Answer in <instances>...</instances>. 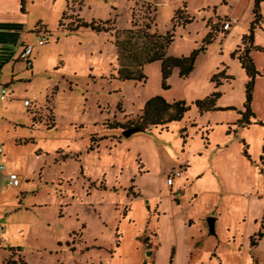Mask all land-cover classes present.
<instances>
[{
  "label": "rangeland",
  "instance_id": "rangeland-1",
  "mask_svg": "<svg viewBox=\"0 0 264 264\" xmlns=\"http://www.w3.org/2000/svg\"><path fill=\"white\" fill-rule=\"evenodd\" d=\"M0 4L14 26L0 30V48L13 51L0 68V138L27 139L4 144L0 157L21 177L0 220V264H264V0L252 30L258 49L249 50L259 73L249 124L240 121L246 77L233 51L254 19L253 0ZM77 17L107 21L108 31H65ZM131 20L170 31L167 56L203 46L193 70L178 77L172 68L165 88L158 61L143 66L144 81L116 79L112 33ZM23 45L32 46L31 69L16 59ZM212 92L215 109L198 112L193 101ZM154 95L183 100L188 111L128 136L121 132L132 127L105 128L134 119ZM175 170L181 176L168 187Z\"/></svg>",
  "mask_w": 264,
  "mask_h": 264
},
{
  "label": "trees",
  "instance_id": "trees-1",
  "mask_svg": "<svg viewBox=\"0 0 264 264\" xmlns=\"http://www.w3.org/2000/svg\"><path fill=\"white\" fill-rule=\"evenodd\" d=\"M263 0H253L252 14L253 21L250 23L247 34L241 38L242 48L239 45L233 51V56L237 59L240 68L246 77L244 84L245 100L243 103L244 112L242 113L241 122L249 124L250 112V94L253 86L254 77L259 74L256 70L251 58L249 57L250 49H258L252 45V30L256 21L259 19V3ZM178 10L175 12L177 13ZM63 13L61 14V16ZM189 22L185 19L184 23ZM104 22L83 21L77 17L74 24L70 22L65 27V31L74 32L79 28H89L95 32H107L108 28L104 26ZM112 44L115 49V78L118 80L144 81L143 66L145 64L158 61L160 63V74L162 79V87L165 88L164 81L169 76L172 68L177 69L178 77H185L193 70L194 59L198 51L203 50V46L194 48L187 56L172 57L167 56L166 51L173 39L170 31L163 34L155 31H149V23L144 22L138 24L131 20L130 26L121 30H113ZM212 39L211 30L207 32L203 43H209ZM245 43L247 45H245ZM13 51L7 48H0V68L12 60ZM218 98L217 92H212L208 96L193 101L198 112L212 111L215 109V101ZM188 111V105L183 100L166 101L160 95H154L146 99L139 111V114L131 120L119 124L104 123L106 129L127 128L132 127L143 131L149 127L163 126L171 122L182 119L183 115ZM92 142L93 139L91 138ZM253 246L254 242H250Z\"/></svg>",
  "mask_w": 264,
  "mask_h": 264
},
{
  "label": "crops",
  "instance_id": "crops-1",
  "mask_svg": "<svg viewBox=\"0 0 264 264\" xmlns=\"http://www.w3.org/2000/svg\"><path fill=\"white\" fill-rule=\"evenodd\" d=\"M21 1H23V0H21ZM17 7H19V4L17 5ZM6 9V6H5V4H0V10H5ZM19 9V8H18ZM20 13H22V12H20ZM6 19L4 18V19H2V18H0V30H5V29H9V28H14V26H13V24H11V23H6V22H4ZM10 33V32H9ZM4 35V33H3V31H0V36L3 38V37H5V36H3ZM21 43H23L22 41L20 42V44ZM18 53H19V51L17 52V54H16V59L18 58ZM4 66V65H3ZM2 66V67H3ZM1 67V68H2ZM31 67H32V64H31ZM12 69H13V66H12ZM31 69V68H30ZM5 83H7L6 81H5ZM1 90V89H0ZM6 98V95L4 94V98H1V99H5ZM25 100H23V102H24ZM24 105V104H23ZM24 106H27V105H24ZM25 140H27V139H24V138H22V137H19V135H11L10 137H6V138H0V147H1V153H0V157L1 156H3V154H4V150H3V145L4 144H6V143H8L9 141H13V143L16 145V144H18V143H20V141H25ZM18 146V145H17ZM14 148H9V149H7V150H10V151H14L13 150ZM32 149V148H31ZM30 148L28 149L29 151L26 153L27 155H30V150H31ZM13 154V153H12ZM5 168H6V170H10V171H12L13 172V169H18L17 167H15V165L14 164H12L11 163V166H9V167H6L5 166ZM20 168V167H19ZM181 176V175H180ZM21 178V177H20ZM174 183H175V181H174ZM174 183H173V185H174ZM172 185V186H173ZM20 186V185H19ZM14 187V188H16V189H12L13 187H7V186H5V184H4V181H3V178H2V176H1V173H0V220H2V217L4 218V220H6V217H7V214L8 213H10V212H12V211H10L9 209L11 208V204H9L8 205V201H10V200H12V197L14 196V195H16V193L17 192H20V187ZM171 186V187H172ZM10 203V202H9ZM3 223H0V229L2 230V228H3Z\"/></svg>",
  "mask_w": 264,
  "mask_h": 264
},
{
  "label": "built area",
  "instance_id": "built-area-1",
  "mask_svg": "<svg viewBox=\"0 0 264 264\" xmlns=\"http://www.w3.org/2000/svg\"><path fill=\"white\" fill-rule=\"evenodd\" d=\"M230 27L229 22H224L222 24V30H227ZM38 45L43 44V40L37 41ZM32 52V46L31 45H23L18 53V57L20 59H23L25 62V66L28 68H31V61H30V55ZM5 90H0V98H4ZM24 105H28L29 103L25 100L23 102ZM0 153H1V147H0ZM0 173L3 178L4 184L7 187H18L21 182V178L14 172L10 170H6L5 165L0 162ZM181 175L180 170L173 171L170 175L165 177V184L168 187H171L175 181V179L179 178Z\"/></svg>",
  "mask_w": 264,
  "mask_h": 264
},
{
  "label": "water",
  "instance_id": "water-1",
  "mask_svg": "<svg viewBox=\"0 0 264 264\" xmlns=\"http://www.w3.org/2000/svg\"><path fill=\"white\" fill-rule=\"evenodd\" d=\"M136 131H138V129H136V128H129V129H126V130L122 131L121 134L123 136H128L131 133L136 132ZM213 222H214V219L213 218H207L206 219V224H207L208 232L210 234L213 233Z\"/></svg>",
  "mask_w": 264,
  "mask_h": 264
}]
</instances>
